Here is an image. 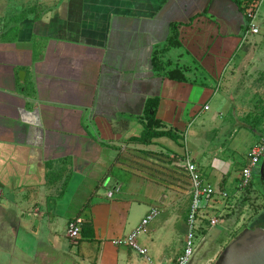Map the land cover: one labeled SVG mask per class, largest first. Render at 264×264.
I'll return each instance as SVG.
<instances>
[{"label": "crops", "instance_id": "1", "mask_svg": "<svg viewBox=\"0 0 264 264\" xmlns=\"http://www.w3.org/2000/svg\"><path fill=\"white\" fill-rule=\"evenodd\" d=\"M39 2L37 15L0 32V264H149L111 241L152 207L163 215L139 244L154 264H175L180 254L169 246L188 206L144 177L149 169L140 157L159 158L164 167L172 154L181 167L188 157L214 188L198 209L203 237L209 218L232 212L227 204L237 201L244 211L252 189L237 192L243 165L236 171L234 157L244 159L264 133L238 126L242 93L231 71L250 57L237 51L256 34L242 39L245 18L230 0ZM256 19L264 20L262 0ZM172 23L179 46L163 51L157 73L153 52L163 49ZM173 69L184 81L167 78ZM147 101L181 139L129 141L142 130ZM76 217L83 224L71 242L66 229Z\"/></svg>", "mask_w": 264, "mask_h": 264}, {"label": "rangeland", "instance_id": "2", "mask_svg": "<svg viewBox=\"0 0 264 264\" xmlns=\"http://www.w3.org/2000/svg\"><path fill=\"white\" fill-rule=\"evenodd\" d=\"M4 1L8 4L10 3V5L6 6V9H4ZM39 1L40 0H0V32H4L5 26L11 25L24 14L32 15L38 13L41 4ZM263 1L264 0H262V2ZM259 6L260 9L263 7L260 3ZM255 23L258 28V33L255 36L250 37L243 44L241 51H237L242 55H250V57H246V59L241 61L239 60L231 73L236 76V88L243 94H241V105L237 117L239 123L238 126L241 124L250 128L252 131H256V134H254L256 137V135L264 133V20L257 21L256 19ZM135 151L141 153V151L136 149H130L131 155H134ZM140 159L142 160V165L148 166V168H150L149 170L153 171L151 168H153L154 165L150 160L147 158L145 159L144 157H140ZM234 159V169H236V171H238L242 165L243 168L248 163L247 154L244 159L240 156H235ZM262 162L263 159H260L257 166L252 170V176L250 178L252 190L251 195L249 194V198H247L245 203L243 201V204L246 205L243 209L244 211H237V213L232 211L224 217L223 215L216 216L218 219L217 226L208 228L207 234L204 237L203 234L205 233L200 234V232L195 231L192 239L193 255L191 259L193 262L200 264H214L223 247L243 228H264V196H259V192L262 194L264 193V162ZM173 166H176V164L174 163ZM242 168L237 174L238 177ZM145 172L149 173L147 171ZM233 172L234 170L232 169V173ZM146 173V176L144 175V177L149 179V176ZM184 182L186 183V181ZM185 183H183L184 185H179L180 189L172 188V190L176 191L178 199L183 198L185 200L189 211L191 195L189 184ZM168 190H171V188H168ZM202 202L203 200L200 201L199 207ZM258 204H260V207H255ZM182 207H184V205ZM254 207L256 211L253 213L252 211ZM184 212L178 213L179 224L176 227L178 231L172 237L169 246L170 250L176 251V254L178 255L183 251V237H185L186 233L185 230L184 233L182 230L183 224L187 225L188 212ZM214 213L215 212L210 211V216ZM243 214H245L244 219L240 221V216ZM162 215L163 213L160 212L159 215L148 224L147 228L149 229L152 225L156 224ZM205 222V219L201 220V223L206 226ZM221 225L224 230L220 229ZM178 237L182 243H179ZM139 241L140 240H138V242Z\"/></svg>", "mask_w": 264, "mask_h": 264}, {"label": "built area", "instance_id": "3", "mask_svg": "<svg viewBox=\"0 0 264 264\" xmlns=\"http://www.w3.org/2000/svg\"><path fill=\"white\" fill-rule=\"evenodd\" d=\"M256 16H257L256 9L247 10L246 17L249 18L250 21L247 31H245L242 36L243 40H245V37L247 35H255L258 33V28L255 23ZM207 109L208 107L205 105L203 107V110H207ZM183 139L185 140V136L183 137ZM263 155H264V135L256 143H254L247 151L248 163L242 168L241 173L239 175V179L236 186L238 193H242L248 187L250 178L252 176V170L257 166ZM182 163H183L182 167L184 168L185 175L189 182L191 203L187 215V231L184 237L183 251L177 257L175 264H190L193 255L192 239L194 237L195 231H197L199 226L198 223L199 219L197 213H198L200 201L211 198L216 194V191L211 185L203 182V180L199 177L195 164L192 163L188 157H185ZM106 195L109 198L111 197L112 192L110 191ZM219 195L222 198V200H226L228 198L227 193L224 191L219 192ZM236 202L237 201L235 202L233 201V203L227 204L225 207L231 209L232 211L235 210L237 211L238 204ZM159 213L160 211L158 208L156 207L150 208L148 212L145 214V216L140 220L139 224L128 235H126L125 237L116 238L112 240L111 241L112 245L116 247H120V246L127 247L132 251H134L135 253H137L139 256L143 257L149 264H154L148 258L147 249L139 244L138 238L140 234L145 232L148 224L152 220H154L159 215ZM242 220H243V215L240 216V221ZM217 223L218 220L216 217H211L207 220V226L209 228L216 226ZM82 224L83 221L79 217L73 218L68 222L66 231H67V237L70 239L71 242H76V240L78 239L79 231L81 229Z\"/></svg>", "mask_w": 264, "mask_h": 264}, {"label": "trees", "instance_id": "4", "mask_svg": "<svg viewBox=\"0 0 264 264\" xmlns=\"http://www.w3.org/2000/svg\"><path fill=\"white\" fill-rule=\"evenodd\" d=\"M232 3L236 5L238 8V11L244 16L245 18V25L242 29V33L247 31L249 21L250 19L246 17V12L248 9L255 10L258 6V0H230ZM179 46L178 41V24L172 23L170 24L169 28V35L168 38L164 44L163 49H156L153 52L152 56V66L154 72H161L164 67L161 63L160 57L163 54L164 50H167L169 48H174ZM167 78L174 81H184V76L182 72L179 69H173L167 72L166 74ZM154 101V100H152ZM151 101V102H152ZM148 104V105H147ZM154 108L152 105H149V101L146 102V108L144 111V115L142 117H139V122L141 123L142 130L139 135L132 136L129 138V141L134 144L144 145L148 146L152 143L153 139L166 137L172 141L177 142L179 139H181L180 135L172 129H165V127L154 118ZM146 152H144L145 154ZM148 154V153H146ZM120 156H118V159ZM150 162L156 167L151 168L153 171L146 173L150 179L158 182L159 184H164L166 188H174V189H180L179 185H184V181L189 184L187 177L184 172V168L181 166H178L176 163V166H170V164L173 162L180 163L181 159L177 157L176 155L172 154L169 158V162H167L168 166L164 167L160 162L159 158H153L151 156V159L149 157H146ZM125 161L120 159V163L123 164ZM126 163V162H125ZM148 167V166H144ZM150 169V168H148ZM185 183V184H186ZM247 189H252L251 181L248 184ZM232 238V237H230Z\"/></svg>", "mask_w": 264, "mask_h": 264}, {"label": "water", "instance_id": "5", "mask_svg": "<svg viewBox=\"0 0 264 264\" xmlns=\"http://www.w3.org/2000/svg\"><path fill=\"white\" fill-rule=\"evenodd\" d=\"M261 159L264 162V155ZM214 264H264V228H243L223 247Z\"/></svg>", "mask_w": 264, "mask_h": 264}, {"label": "flooded vegetation", "instance_id": "6", "mask_svg": "<svg viewBox=\"0 0 264 264\" xmlns=\"http://www.w3.org/2000/svg\"><path fill=\"white\" fill-rule=\"evenodd\" d=\"M261 195L264 196V193L262 194L261 192H259V196H261ZM259 200H260V197H259ZM260 204L256 205L255 207H260ZM255 207L253 208V211H252L253 213L256 211Z\"/></svg>", "mask_w": 264, "mask_h": 264}]
</instances>
